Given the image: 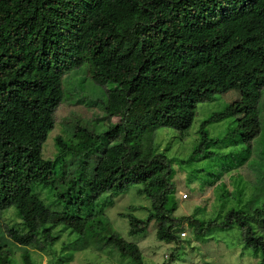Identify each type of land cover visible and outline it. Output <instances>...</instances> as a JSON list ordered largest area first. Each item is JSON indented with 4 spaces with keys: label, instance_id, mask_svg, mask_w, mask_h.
Listing matches in <instances>:
<instances>
[{
    "label": "trees",
    "instance_id": "1",
    "mask_svg": "<svg viewBox=\"0 0 264 264\" xmlns=\"http://www.w3.org/2000/svg\"><path fill=\"white\" fill-rule=\"evenodd\" d=\"M82 67L95 84H114L102 107L118 123L101 134L74 126L67 141L54 138L57 153L45 159L42 145L63 101V80ZM263 88L264 0H0V212L14 208L20 221L8 234L27 244L39 240L54 256L66 232L81 248L102 245L143 264L139 247L98 207L104 194L110 196L100 205L108 207L137 185L150 207H143L146 219L132 215L135 208L120 214L130 236L156 222L157 240L177 245L184 220L203 235L216 222L174 214L173 160L158 151L156 132L172 129L184 137L198 104ZM244 114V102H233L201 122L190 160L212 141L210 123L233 118L238 132L255 136L257 114L253 127ZM244 153L242 166L249 158ZM37 186L56 190L61 210L46 206ZM233 225L264 264V201L254 210L228 211L221 227ZM8 249L0 228V264H10ZM21 263L36 264L27 249Z\"/></svg>",
    "mask_w": 264,
    "mask_h": 264
},
{
    "label": "rangeland",
    "instance_id": "2",
    "mask_svg": "<svg viewBox=\"0 0 264 264\" xmlns=\"http://www.w3.org/2000/svg\"><path fill=\"white\" fill-rule=\"evenodd\" d=\"M113 87L114 84L99 86L92 82L86 67L73 71L64 78L63 101L55 112L54 127L42 145L43 158H54L57 153L54 138L60 136L67 141L74 126L85 127L95 134H101L109 126L118 123V118L109 119L102 107L107 91ZM233 102H244L243 116L248 118L247 126L253 127L257 114L259 128L255 136L246 132L243 136L242 131L238 132L237 123L233 118L210 123L206 129L208 138L212 141L193 161L190 160L189 157L200 140L201 122ZM263 121L264 88L259 93L248 96L232 90L214 96L210 102L198 104L193 124L184 137L172 129H159L156 132L155 144L158 151L173 160V182L176 190L171 197L176 203L175 216L195 217L204 223L216 222L207 227L201 236L195 235L185 220L180 226V231L185 230L188 238L179 240L177 245L175 242L157 240L156 222H151L144 234L130 236L128 220L120 214L130 213L131 208H135L131 214L139 219H146L148 212L143 207L149 208L150 200L137 194L140 186H132L127 193L113 198V204L108 207L100 204L107 201L110 194L101 196L98 207L104 208L106 220L125 241L139 247L143 264H164L166 256H172L173 264H260V251L244 247L241 228L238 225L221 227V224L224 223L228 211L242 207L245 211L254 210L261 207L264 201ZM244 152H249V158L242 166L240 161ZM236 153L238 154L235 155ZM74 165L69 167V173L73 171L71 169ZM237 165L241 166L236 168ZM56 185L60 186L58 182ZM34 193L51 210H61L62 206L55 200L56 190L37 186ZM183 194L187 195V199L183 200ZM258 196L263 197L254 205ZM19 223L14 208L0 212V228L8 250L13 252L9 258L10 264H22L21 254L24 249L29 251L36 264H131L129 259L120 257L115 250L100 248L102 245L81 248L75 244L77 236L73 234L67 240L66 232L54 245L56 254L53 256L39 240L27 244L18 241L14 232L9 235L11 228H20ZM67 241L73 243L71 248L61 245L62 242L67 244Z\"/></svg>",
    "mask_w": 264,
    "mask_h": 264
},
{
    "label": "clouds",
    "instance_id": "3",
    "mask_svg": "<svg viewBox=\"0 0 264 264\" xmlns=\"http://www.w3.org/2000/svg\"><path fill=\"white\" fill-rule=\"evenodd\" d=\"M184 195V194H183ZM183 195L181 196V197H183ZM186 195V194H185ZM186 199H187V195H186ZM184 200V199H183ZM185 231V230H184ZM182 231H180L179 233H178V235L180 236V233H181ZM188 238V233H187V237L186 238H181L180 237V240H183V239H187ZM172 257V256H171ZM170 256L168 257V259H166V258H164V260H165V263L164 264H173V262H174V260H173V258H171Z\"/></svg>",
    "mask_w": 264,
    "mask_h": 264
},
{
    "label": "built area",
    "instance_id": "4",
    "mask_svg": "<svg viewBox=\"0 0 264 264\" xmlns=\"http://www.w3.org/2000/svg\"><path fill=\"white\" fill-rule=\"evenodd\" d=\"M182 198H183V199H186V195L184 194ZM180 237H181V238H186V237H187V232H186V231H182V232L180 233ZM165 258L168 259L167 256H166Z\"/></svg>",
    "mask_w": 264,
    "mask_h": 264
}]
</instances>
